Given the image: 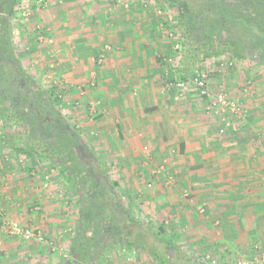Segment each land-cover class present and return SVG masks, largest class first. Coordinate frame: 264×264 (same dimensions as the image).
<instances>
[{"label":"rangeland","instance_id":"obj_1","mask_svg":"<svg viewBox=\"0 0 264 264\" xmlns=\"http://www.w3.org/2000/svg\"><path fill=\"white\" fill-rule=\"evenodd\" d=\"M16 9L11 20L15 59L38 88L58 96L55 101L58 111L97 159L99 170L109 180V188L98 189L102 200L100 205L104 220L118 225V233L116 237L104 239L103 242L109 245L95 258V264H161L163 257L173 264H194L192 259L207 264H226L221 255L223 248L198 243V236L191 233V227L187 229L183 224L182 211L171 209L174 206L168 195L174 183L164 181L159 184L162 175L157 172L148 178H124L121 172L124 166L120 168L119 161H116L117 150L107 142L108 137L102 131L107 107L104 100L95 95L99 88L98 77L108 62L116 58L112 53L117 47L131 43L138 47L136 51H143L149 67L156 65V59L163 61L151 68V80L157 81L163 74L173 75L175 64L188 74L186 77L204 70L208 73L210 89L213 92L222 90L229 99L241 105L243 116L222 132L223 121L204 112L206 105L197 97L195 104L202 108L198 112L201 114L198 121L212 126L216 121L219 138L228 137L239 124H251L258 140L253 145L262 149L260 152L264 154V67L257 61L225 56L192 67L186 73L185 60L183 64L180 60L187 59L189 53L181 45L176 21L149 0H21ZM177 43L180 44L178 50L175 48ZM127 50L125 48V52ZM101 54H105V59L99 64ZM170 59L174 61L170 62ZM126 70L123 75L128 74ZM7 84L5 79L0 81V89H6ZM184 100V103L190 102ZM106 120L109 119L106 117ZM112 123L116 126L115 120ZM18 125L10 124L0 115V137L5 131L18 132ZM15 143L20 146L17 139ZM68 167L76 168L71 164ZM87 182L88 186L94 185L91 180ZM11 192L14 199L12 197L9 203L19 206L16 216L24 218L23 226L41 229L52 246L10 237L0 225V264H61L68 259L72 241L80 229L79 205L90 194H75L49 161L23 157L10 148L0 151V220L14 218L13 214L4 215L7 209L4 208L3 213L1 208ZM180 194L184 201L191 200L190 193ZM115 200L118 203L115 213L122 214L121 218L112 213ZM195 206V210L192 208L194 216H207L205 207ZM129 210L133 212L135 222L127 225ZM38 218L42 221L49 219L56 229L55 236H48L50 231L47 233L46 228L34 223ZM161 225L166 228L165 236L174 241L178 249L169 250L156 238L153 231ZM121 238L131 240L137 247L123 248L117 241ZM237 252L234 261L228 264L241 261L250 264L243 258L245 253L242 250L239 255Z\"/></svg>","mask_w":264,"mask_h":264},{"label":"crops","instance_id":"obj_2","mask_svg":"<svg viewBox=\"0 0 264 264\" xmlns=\"http://www.w3.org/2000/svg\"><path fill=\"white\" fill-rule=\"evenodd\" d=\"M125 45L112 53L116 58L104 67L95 93L107 107L102 131L117 150L116 161L120 168L124 166V178L160 173L159 184L174 183L168 195L171 209L182 211L183 224L191 227L198 243L213 248L220 245L226 264L241 250L250 264H264V154L253 145L258 142L253 125L239 124L228 137L219 138L216 121L214 126L198 121L202 108L195 104L196 94L176 102L174 92L164 87L172 74L150 79L151 68L161 60L156 59L154 66L150 62L149 67L143 51H136L132 43ZM125 69L128 74L123 75ZM13 192L3 201L2 212L7 209L4 215L13 214L12 219L24 225V218L16 216L19 206L9 203ZM184 192L190 193L189 202L181 198ZM195 205L205 207L207 216H194ZM42 220L34 223L50 231L48 236H55L49 219Z\"/></svg>","mask_w":264,"mask_h":264},{"label":"trees","instance_id":"obj_3","mask_svg":"<svg viewBox=\"0 0 264 264\" xmlns=\"http://www.w3.org/2000/svg\"><path fill=\"white\" fill-rule=\"evenodd\" d=\"M20 2L21 0H0V14H4L11 21L17 12L16 7ZM149 2L157 9L163 10L172 16L176 21V27L182 39L186 36V33L191 38L194 35L197 36L198 33L202 36L203 41L201 43H193V51L190 48L188 49L189 57L180 60L181 64L185 60V64L183 65L186 67L184 68L186 73L192 67L206 63L214 58L232 56L246 61L244 47H246L247 36L259 37V34L253 31V28L249 25L253 13L245 11L247 3L245 2L244 5H240L241 0H149ZM261 30L264 31L263 28L258 27V31L261 32ZM260 40H262L261 37ZM194 47L196 48L194 49ZM29 79L35 83L30 76ZM14 84H7L6 91L0 89V92H2L0 94V115L3 119L6 118L10 124H19V131L16 133L5 131L4 135L0 137V151L3 152L11 148L23 157L45 159L58 169L75 194L80 196L90 194V197L86 198L85 202H81L79 205V219L82 220L83 216L84 220L80 224L81 227L72 241L69 257L76 259L80 263L91 264V257L94 254L92 250L97 244L95 239L100 236L102 230V216L99 213L103 214V209L98 208L100 201L95 198L94 185L88 186V176L81 169L78 167L74 169L68 167L74 161V158L69 156L66 159L67 153L59 145L57 146L59 144L57 139L53 141L44 136L34 125V115H27L17 106L14 100V94H16L17 90ZM36 87L38 86L36 85ZM38 92L40 98L42 100L48 99L50 101L49 105L63 118L60 111H57L55 101L58 100V96L53 92L49 93L43 89ZM9 95L13 96L10 101H8ZM49 137L53 136L49 134ZM16 139L20 143V146L16 145ZM58 140L61 142V138H58ZM127 213L129 214L130 223H134L133 212L129 210ZM113 214L116 217V214ZM111 226L113 227V225ZM116 229H118V226H116ZM153 233L167 249H178L174 241L165 236L167 232L164 225L159 226ZM118 243L123 248L134 249L137 247L131 240L123 238L119 239ZM166 259V257H163L160 263L173 264L172 261ZM65 261L61 262V264H72ZM192 262L194 264L206 263L195 259H192Z\"/></svg>","mask_w":264,"mask_h":264},{"label":"flooded vegetation","instance_id":"obj_4","mask_svg":"<svg viewBox=\"0 0 264 264\" xmlns=\"http://www.w3.org/2000/svg\"><path fill=\"white\" fill-rule=\"evenodd\" d=\"M245 2L247 3V6H245L247 9L245 11L253 13L251 20L249 21V25L253 28V31L259 34L258 38L247 36L246 47H244L245 57L246 60L249 59L257 61V64L264 67V31H258V27L264 29V0H241L240 5H244ZM11 28L12 23L9 18L4 14H0V81L5 79L8 84L15 83L14 85L16 86L17 92L14 94V100L17 106L27 115H34V125L43 133L44 136L53 141H56L55 139H57L59 142L57 146L59 145V147L67 153L66 159H68L69 156L74 158V161H70L71 166L74 165L76 168L78 167L81 169L83 173L88 176V180L94 182V192H96L95 198L101 202L102 200L101 196H99L98 189L100 187H110H108V178L99 170L97 159L91 155V152L83 143L79 135L75 133L65 119H63L59 113L49 105L50 101L48 99L42 100L40 98L38 91L41 89L36 87V84L29 79L30 75H28L24 69L20 67V63L14 57L15 53L12 48ZM260 37L262 40H260ZM202 41V36H200L199 33L197 36L194 35L193 38L189 37L188 33H186V36L183 39L181 38V45H183V48L188 51L189 48L191 50L193 49L192 45L194 42H198L199 44ZM195 48L196 47H194V49ZM15 78L16 80H14ZM6 90L7 88L4 89V91ZM1 93L2 92H0V94ZM12 97L13 96L9 95L8 101H10ZM49 134L53 137L50 138ZM58 138H61V142ZM112 203L114 204V208L111 210L114 211L112 213H115L118 203L116 200ZM112 203H110V206ZM101 206L102 205L99 203L98 208H101ZM99 214L102 216V230L100 232V236L95 239L97 244L92 250L94 254L91 257V264H95V258L104 253L107 245H109V243L103 242L104 239L106 238V240H108L110 237H116L118 233V229H116V226L118 225L113 224L112 227L109 222L104 220V215L102 213ZM115 214L116 217L121 218L122 214ZM127 215L129 214L127 213ZM81 219L82 220H79L80 224L84 220V217L82 216ZM73 259L74 258L72 257H68L65 262L72 264H86L77 262L76 259Z\"/></svg>","mask_w":264,"mask_h":264},{"label":"built area","instance_id":"obj_5","mask_svg":"<svg viewBox=\"0 0 264 264\" xmlns=\"http://www.w3.org/2000/svg\"><path fill=\"white\" fill-rule=\"evenodd\" d=\"M176 50L179 49V44H176ZM105 59V54H101L98 63H103ZM165 61V60H164ZM170 62L174 61L173 59L169 60ZM174 66V64H172ZM183 70L178 68V65L175 64V69L173 77L169 78V81L166 82L165 90L169 92H174V100L176 102L181 101L183 98L188 97L192 93L196 94L200 100H203L206 105V111L210 113L216 119L223 121V130L229 129L232 126V122L237 118L243 116V109L241 105L237 102L229 99L222 90L213 92L210 89L208 82V73L204 70L195 71L190 74H182ZM94 86V84H92ZM201 212H204V209H201ZM1 229L5 234H8L10 237L19 238L27 242H37L41 244H52L48 243L47 238L43 231L39 228H29L24 227L20 222L12 219L5 218L2 221ZM216 264V262H213ZM238 264H247L244 261L239 262Z\"/></svg>","mask_w":264,"mask_h":264}]
</instances>
